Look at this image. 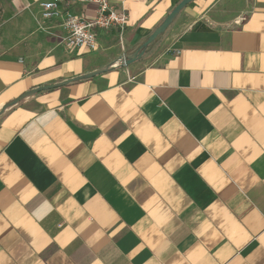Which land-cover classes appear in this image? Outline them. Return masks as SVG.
I'll use <instances>...</instances> for the list:
<instances>
[{
    "label": "crops",
    "instance_id": "crops-1",
    "mask_svg": "<svg viewBox=\"0 0 264 264\" xmlns=\"http://www.w3.org/2000/svg\"><path fill=\"white\" fill-rule=\"evenodd\" d=\"M51 1L0 0V264H264V0H196L131 65L183 0H112L96 51Z\"/></svg>",
    "mask_w": 264,
    "mask_h": 264
},
{
    "label": "built area",
    "instance_id": "built-area-1",
    "mask_svg": "<svg viewBox=\"0 0 264 264\" xmlns=\"http://www.w3.org/2000/svg\"><path fill=\"white\" fill-rule=\"evenodd\" d=\"M73 2L97 6L93 20H86L70 11ZM41 16L47 21L59 20L66 36L62 42L71 50L87 49L96 51L99 47L97 31L119 30L121 45L123 35L129 23V16L124 8L116 6L112 0H54L40 4Z\"/></svg>",
    "mask_w": 264,
    "mask_h": 264
},
{
    "label": "water",
    "instance_id": "water-1",
    "mask_svg": "<svg viewBox=\"0 0 264 264\" xmlns=\"http://www.w3.org/2000/svg\"><path fill=\"white\" fill-rule=\"evenodd\" d=\"M196 0H183L181 1L176 8L173 10V12L166 18V20L162 23L160 27H158L155 32L149 37V39L139 48V50L133 54L128 55L125 57L124 61L125 64L131 65L135 63L137 60L144 57L146 50L153 45L157 39L164 35L166 31L169 29V27L173 24V22L177 19V17L192 3H194ZM123 61V58H122Z\"/></svg>",
    "mask_w": 264,
    "mask_h": 264
},
{
    "label": "rangeland",
    "instance_id": "rangeland-1",
    "mask_svg": "<svg viewBox=\"0 0 264 264\" xmlns=\"http://www.w3.org/2000/svg\"><path fill=\"white\" fill-rule=\"evenodd\" d=\"M157 44V43H156Z\"/></svg>",
    "mask_w": 264,
    "mask_h": 264
}]
</instances>
